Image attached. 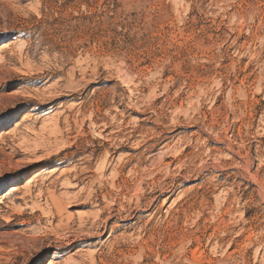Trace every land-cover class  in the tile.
Wrapping results in <instances>:
<instances>
[{
    "label": "rangeland",
    "instance_id": "obj_1",
    "mask_svg": "<svg viewBox=\"0 0 264 264\" xmlns=\"http://www.w3.org/2000/svg\"><path fill=\"white\" fill-rule=\"evenodd\" d=\"M0 264H264V0H0Z\"/></svg>",
    "mask_w": 264,
    "mask_h": 264
}]
</instances>
